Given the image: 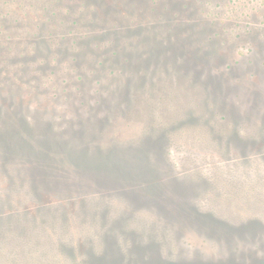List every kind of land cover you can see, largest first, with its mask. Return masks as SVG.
I'll return each instance as SVG.
<instances>
[{
	"label": "rangeland",
	"instance_id": "374dc122",
	"mask_svg": "<svg viewBox=\"0 0 264 264\" xmlns=\"http://www.w3.org/2000/svg\"><path fill=\"white\" fill-rule=\"evenodd\" d=\"M48 207L58 264H264V0H0V219Z\"/></svg>",
	"mask_w": 264,
	"mask_h": 264
},
{
	"label": "trees",
	"instance_id": "16d2710c",
	"mask_svg": "<svg viewBox=\"0 0 264 264\" xmlns=\"http://www.w3.org/2000/svg\"><path fill=\"white\" fill-rule=\"evenodd\" d=\"M230 132L232 133L229 136H225L227 140H229L228 142L233 143L237 145L239 148L244 150L245 149L244 141L238 140L240 144L233 142L235 139H237L236 136H235V139L232 138V135L236 131L233 132V129H232ZM253 138L254 137H248L246 138L245 141L252 142L254 140ZM119 167L120 166L117 167L118 171H120ZM141 169L143 170V172L145 171L142 166H141ZM153 192L154 190L151 193L153 194ZM49 209L50 207L43 209V210H45L44 212H47ZM59 214L61 213L57 212V210H53L51 212H47L45 217L54 221L55 219L60 218ZM18 216L22 217V214L17 215V216H7V218L2 219V220L0 219V264L2 263L3 264H23L22 261H24V259H27V261H30L31 264H40V263L41 264H58L60 263L61 260H65L69 258V256H67L65 259H63L66 253H68V251H71L72 247L70 248V246L66 244L62 245V241L68 238V235H67L68 231L62 227H59V223L56 220L50 226V228L54 230L53 231L54 235L52 236V240H56V243H52L47 240V238L50 239V237H47V234H46L49 231L48 229L44 230L43 233L38 230H32L33 232L32 231L30 232L28 231L29 227L27 224L28 222L32 221L29 219L30 217H27V215H25L24 216L25 219H23ZM36 226L37 225L35 223H32V227H36ZM14 242L16 244L19 243L23 247L26 246V251H20L18 255H16L17 251L15 250ZM11 244L13 248L10 247L7 251L2 246V245L10 246ZM22 254L24 256H22ZM61 256L63 258H61ZM23 257L25 258L23 259Z\"/></svg>",
	"mask_w": 264,
	"mask_h": 264
}]
</instances>
